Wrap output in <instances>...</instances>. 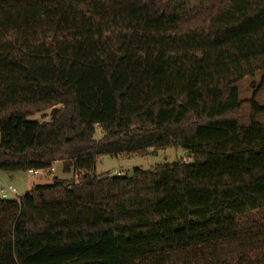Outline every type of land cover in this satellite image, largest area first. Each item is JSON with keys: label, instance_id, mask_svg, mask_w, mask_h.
<instances>
[{"label": "trees", "instance_id": "1", "mask_svg": "<svg viewBox=\"0 0 264 264\" xmlns=\"http://www.w3.org/2000/svg\"><path fill=\"white\" fill-rule=\"evenodd\" d=\"M258 72L264 0H0V174L72 176L0 200V264H264Z\"/></svg>", "mask_w": 264, "mask_h": 264}, {"label": "rangeland", "instance_id": "2", "mask_svg": "<svg viewBox=\"0 0 264 264\" xmlns=\"http://www.w3.org/2000/svg\"><path fill=\"white\" fill-rule=\"evenodd\" d=\"M239 100L241 107L236 115L240 128H245L250 125V109L248 102L255 98V102L264 107V85H262V74L256 73L253 77L244 78L238 85ZM50 111H45L34 115L31 120L42 121L47 120ZM256 122L264 126V114L255 118ZM100 133L98 132L96 138L99 139ZM181 149H166L160 150L156 155L148 156H119L117 158L101 157L96 165V173L98 175L109 176H123L129 172L140 169L143 171L149 170L154 166L162 163H172L178 160H183L190 163L191 157L185 155ZM53 172H48L42 176L35 178L30 177L27 173L19 172L12 174L8 177L6 174H0V182L4 185L11 184L15 187L18 197L24 196L31 191L34 185H44L50 183L54 176L59 178L71 179L72 176H65L61 173L60 164H54ZM10 178V179H9Z\"/></svg>", "mask_w": 264, "mask_h": 264}, {"label": "built area", "instance_id": "3", "mask_svg": "<svg viewBox=\"0 0 264 264\" xmlns=\"http://www.w3.org/2000/svg\"><path fill=\"white\" fill-rule=\"evenodd\" d=\"M53 171H54L53 168H51L48 171L29 170L27 171V174L30 177L35 178ZM19 198L20 197H18L15 187H13L11 184L4 185L3 183L0 182V200L18 201Z\"/></svg>", "mask_w": 264, "mask_h": 264}, {"label": "water", "instance_id": "4", "mask_svg": "<svg viewBox=\"0 0 264 264\" xmlns=\"http://www.w3.org/2000/svg\"><path fill=\"white\" fill-rule=\"evenodd\" d=\"M185 155H186V156H189L188 153H186ZM132 175H133V171L129 172V173L127 174V177H128V178H131Z\"/></svg>", "mask_w": 264, "mask_h": 264}, {"label": "crops", "instance_id": "5", "mask_svg": "<svg viewBox=\"0 0 264 264\" xmlns=\"http://www.w3.org/2000/svg\"><path fill=\"white\" fill-rule=\"evenodd\" d=\"M8 177H11V175H7ZM10 179V178H9Z\"/></svg>", "mask_w": 264, "mask_h": 264}]
</instances>
